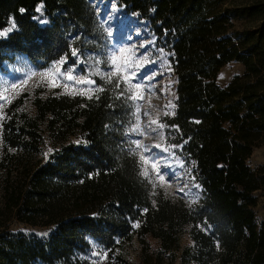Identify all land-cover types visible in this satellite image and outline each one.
<instances>
[{"label": "trees", "instance_id": "trees-1", "mask_svg": "<svg viewBox=\"0 0 264 264\" xmlns=\"http://www.w3.org/2000/svg\"><path fill=\"white\" fill-rule=\"evenodd\" d=\"M117 1L150 21L167 52L176 77L167 143L194 164L203 195L193 205L161 193L151 199L125 135L131 100L114 79L96 78L91 94L36 95L33 114L20 96L2 119L0 264H89L78 254L90 237L114 250L135 220L138 235L160 246L145 244L143 264H163L185 225L193 241L180 250L186 264H264V215L258 220L254 209L256 191L264 197V163L246 162L264 144V0ZM37 4L48 22L33 18ZM243 19L252 23L238 27ZM10 24L0 33V67L15 53L46 66L76 44L68 31L91 41L97 33L88 0H0V31ZM230 61L242 71L220 84L217 73ZM44 133L53 149L42 161L35 154ZM13 218L53 227L38 236L11 229ZM116 257L109 264H129Z\"/></svg>", "mask_w": 264, "mask_h": 264}, {"label": "rangeland", "instance_id": "rangeland-1", "mask_svg": "<svg viewBox=\"0 0 264 264\" xmlns=\"http://www.w3.org/2000/svg\"><path fill=\"white\" fill-rule=\"evenodd\" d=\"M88 1L97 16L94 41L79 32L68 31L70 41L76 44L70 47L68 53L48 65L38 66L25 54L15 53L0 67V155L2 119L6 107L16 98L22 96L20 108L33 114L32 99L36 95L53 92L91 94L100 88L96 78L114 79L116 84L119 82L127 89L129 97H137L130 99L131 122L125 126V135L129 148L137 154L140 173L149 184L151 199L154 200V196L161 193L172 199L180 198L188 205L199 203L203 188L194 177V164L186 162L167 143L168 127L165 121L175 109L176 77L167 52L156 41L150 21L137 12L127 10L117 0ZM33 18L39 23L48 22L42 4L36 5ZM250 23L245 19L235 21L238 27ZM12 26L10 24L0 33H6ZM73 51L77 54L73 55ZM242 68L239 62L230 61L219 69L216 80L224 84L235 73H240ZM69 75L72 79H68ZM41 149L35 158L44 161L53 149L45 133ZM246 162L251 167L264 163V144L255 146ZM0 172L3 179L4 170ZM256 193L258 197L254 209L259 220L264 215V197L260 191ZM139 224L138 220L134 221L131 235L119 240L114 250L90 237L89 246L78 257L89 264H109L115 263L119 254L129 264H143L145 244L153 251L160 246L158 240L149 234L138 235L136 228ZM52 227V224L39 218L33 224L17 218L10 222L13 230L32 232L38 236L47 235ZM188 229L189 225H185L179 234L180 247L164 253L163 264H186L181 260L180 250L193 244ZM54 264L66 263L60 261Z\"/></svg>", "mask_w": 264, "mask_h": 264}, {"label": "snow or ice", "instance_id": "snow-or-ice-1", "mask_svg": "<svg viewBox=\"0 0 264 264\" xmlns=\"http://www.w3.org/2000/svg\"><path fill=\"white\" fill-rule=\"evenodd\" d=\"M38 11H41V9H37ZM121 51H124V50H121ZM77 53L75 52V51H73V55H76ZM113 59H115V57H113ZM142 75V74H141ZM133 78H135V77H133ZM68 79H72V76L71 75H69L68 76ZM120 85H119V82H117V87H119ZM13 87H15V85H13ZM137 87H139V85H137ZM130 99H133V100H135V99H137V97L135 96V95H133L132 97H129ZM161 127H163V125H161ZM139 128V125H137V129ZM139 142H137V144H138ZM49 151H51V150H49ZM145 175H147V173H145ZM161 179H163L164 177L161 175V177H160Z\"/></svg>", "mask_w": 264, "mask_h": 264}]
</instances>
